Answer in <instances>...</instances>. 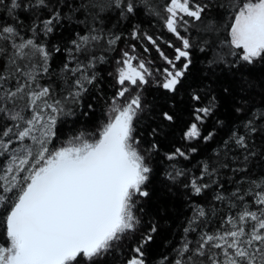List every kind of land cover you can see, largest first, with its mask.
Returning a JSON list of instances; mask_svg holds the SVG:
<instances>
[{"label":"snow or ice","instance_id":"obj_1","mask_svg":"<svg viewBox=\"0 0 264 264\" xmlns=\"http://www.w3.org/2000/svg\"><path fill=\"white\" fill-rule=\"evenodd\" d=\"M213 7L227 10L223 25L227 39L220 41L221 51L207 61L209 70L223 65L235 75L246 65L264 62V0H229L226 5L213 4L212 0H169L164 7L167 16L162 19L181 47L175 49L174 60L164 57L170 67L164 68L161 79L155 81L157 87L169 93L178 91L192 64L193 47L190 38L181 35V29L187 31ZM21 8L31 14L30 36L22 35L13 24L0 25V54L11 50L5 70L0 72V119L10 121L0 127V153L9 154V163L0 176V209L6 213L2 224L7 242L6 246L0 245V264H81V260L97 264L115 244L138 230L141 220L137 206L141 198L150 196V161L158 144L153 142L142 150L135 128V121L149 110L142 90L152 73L145 62L133 66L134 57L127 51L122 53L118 61L122 67L116 69L115 75L120 87L112 98L107 122L93 138L81 133L59 147L50 145L58 121L75 114L67 105L79 104L98 79L95 64L104 62L105 57L95 55L96 50L105 41L110 48L120 39L105 33V21L113 16L127 20L141 11L159 14L147 0H9L6 6L9 15ZM43 12L47 15L42 17ZM65 23L83 25V29L74 32L63 46L65 60L58 71H53L52 52L59 53L61 47L49 49L39 37L47 39ZM131 35L138 38L136 28ZM146 39L155 44L152 37ZM207 45L206 41L200 51H208ZM182 58V66L177 67L175 62ZM50 74L62 83L61 90L66 95L54 98L52 85L40 83ZM12 80L14 85H10ZM244 83L249 82L242 80ZM132 88L136 94L128 95ZM222 92L232 95L230 87H223ZM207 96L208 92L190 95L196 106L193 122L183 133L185 140L202 138L208 142L214 138L213 132L203 135L200 128L217 107L214 95L203 103ZM234 111L247 113L239 125L243 132L234 127L222 148L214 150L216 159L202 162L200 176L185 185L193 195L199 196L216 184L218 173L229 168L230 163L236 165L231 168L234 175L248 172L249 161L258 155L254 137L264 138V105L253 110L241 102ZM158 118L171 123L174 114L164 111ZM147 134L154 139L159 135V125ZM26 138L31 143H25ZM17 142V147H11ZM233 147L242 155L230 156ZM196 151L190 149L192 153ZM178 157L187 159L188 153L181 148L165 153L170 164L163 177L172 184L187 174L171 163ZM205 177L208 183L201 182ZM234 183L235 189L227 196L220 191L213 195L214 201H226L228 205L229 214L222 218L220 227L213 232L204 230L208 213L202 205L194 204L184 236L173 249L174 258L165 256L159 264H264V177L248 179L241 175ZM156 231L153 223L131 249L134 255L126 264H146L145 247ZM197 232L195 240L188 238Z\"/></svg>","mask_w":264,"mask_h":264},{"label":"trees","instance_id":"obj_2","mask_svg":"<svg viewBox=\"0 0 264 264\" xmlns=\"http://www.w3.org/2000/svg\"><path fill=\"white\" fill-rule=\"evenodd\" d=\"M18 2L26 3L27 0H18ZM147 2L151 9L159 15L141 11L127 20H120L113 16L105 21V33L110 32L119 36L120 39L110 48L105 41L96 50L95 55L105 57L104 62L98 61L95 64L94 70L98 79L90 86L89 92L84 95L79 104L69 103L67 105L75 114L63 117L58 121L55 127L56 135L50 145L52 148L59 147L64 141L78 134H91L105 123L107 120L106 109L117 91L112 64L118 56L120 48L132 45L145 54L157 67L163 65L160 53L168 58L173 57L174 48L179 47L180 42L174 34L167 31L162 19L165 14L164 7L169 0H147ZM193 2L205 3L206 0H193ZM212 2L213 4L226 5L229 0H212ZM8 3L9 0H3V3H0V25L13 24L17 26L22 35L30 36L31 33L28 29L32 23L31 14L25 13L21 8L17 9L13 15H9L6 10ZM46 15V12L41 14L42 17ZM227 18L226 9L213 7L204 14L201 21L193 22L187 31L181 29V35L189 37L193 45L190 49L192 64L176 93H169L157 87L156 84H149L144 88V101L149 110L142 113L135 121V128L136 134L141 140L140 146L143 149L149 148L153 142L158 144V151L152 153L150 161L153 168L147 187L150 196L141 198L137 206V216L141 220L138 230L115 244L113 250L98 260L97 264H126L127 259L134 255L131 249L136 246L140 237L148 231L153 223L157 225V231L153 234V240L145 247L146 264H159L165 256L170 259L174 258L173 249L184 236L183 229L187 226L188 218L193 214L192 207L194 204H200L206 209L208 216L204 230L213 232L220 227L222 218L229 214L227 202L214 201L213 195L220 191L227 196L235 189L234 181L240 180L241 175L248 179L264 177V138L254 137V148L258 155L249 161L248 172L234 175L231 168L236 165L230 163L229 168L221 169L218 173V182L206 189L201 195H193L190 187L185 188V185L193 177L200 176L203 161L216 159L214 150L222 148L223 141L228 138L234 127L238 128L241 133L243 132L239 125L246 118L247 113H236L235 107L241 102H246L253 110L264 105V62L251 66L246 65L240 68L235 75L223 65L209 70L207 61L214 53L221 51L220 41L227 39V31L223 27ZM134 28L139 33L138 38H133L131 35ZM82 29L83 25L65 23L63 28H56L55 32L47 39L43 35L39 37L40 41L47 43L49 49H53L55 46L61 47L59 53L52 52L50 63L53 71H58L65 60L66 52L63 46L73 37L74 32H79ZM146 36L152 37L155 44L146 39ZM206 41L208 42V51L201 52L200 48L205 46ZM10 51L8 49L7 52L0 54V72L5 70ZM223 51L226 52L227 49L225 48ZM242 80L249 83L242 84ZM40 83L52 85L55 89L54 98H61L66 95L61 90L62 83L51 74L42 77ZM14 84L15 80L10 81V85ZM223 87H230L232 95L225 96L222 92ZM193 92L202 95L208 92L203 103H207V100L213 95L217 97V107L214 113L200 125L203 135H207L209 132L214 133V138L208 142L203 141L202 138L189 141L183 137L187 125L193 122L192 111L196 104L189 99ZM89 104L92 105L91 109L88 108ZM164 111L174 114L173 122L170 123L158 118ZM82 113H87V115ZM217 121L223 123L217 124ZM7 123L10 121L0 119V127ZM158 125L159 135L153 139L147 133L151 128ZM24 142L31 143V140L26 138ZM18 143L11 147H17ZM176 148H181L188 153V157L187 159L178 157L176 161L171 163H174L177 168L185 170L187 174L176 184H172L163 177L164 171L169 168L170 164L165 159V153L172 152ZM191 148H196L197 151L192 153L190 152ZM8 155L0 153V176L3 175L2 170L9 163ZM231 155L240 156L242 153L233 147ZM216 178L213 177V179ZM201 182L208 183L209 180L205 177ZM244 188H247V184L244 185ZM246 199L248 198L246 197ZM211 208H214L215 212L209 211ZM4 215L6 213L0 209V245L6 246L5 228L2 224ZM197 235L198 232L191 233L188 238L195 240ZM81 264H84L83 260H81Z\"/></svg>","mask_w":264,"mask_h":264},{"label":"rangeland","instance_id":"obj_3","mask_svg":"<svg viewBox=\"0 0 264 264\" xmlns=\"http://www.w3.org/2000/svg\"><path fill=\"white\" fill-rule=\"evenodd\" d=\"M193 3H196V2H193ZM166 16H167V13L165 12L164 17H166ZM163 22H164V20H163ZM179 47H181V42L179 43ZM179 47H177V48H179ZM175 49L176 48H174V55H173V57H170V58L167 57L168 59H170V60H174L175 59V54H176L175 53ZM124 51H127L130 54V56L134 57V59L132 60L133 66H137L141 61H143V62H145L146 66L150 69V71L152 73V76L149 78V83L147 85H149V84H156L155 81L157 79H161V73H162L163 69L166 68V67H170V65L164 59V57H166L164 54L162 56L161 53H160V58L163 60V65H161L160 67H157V66H155L153 64V62L151 60H149L147 58V56L145 54L141 53L135 47H133L132 45H130V46L125 47V48H120L119 49L118 56L113 61V64H112V73L114 75V78H115V75H116V69L118 67H122L121 64H118V61H120L122 59V53ZM175 63L177 65V67H181L182 66V63H183V58H182L181 61H176ZM115 83H116V79H115ZM116 85H117V90H118L120 86L118 84H116ZM147 85H144L143 86V90H142L143 99H144V88ZM135 94H136V89L132 88V90L129 92L128 95H135ZM120 103H123V100H121ZM144 103H145V101H144ZM111 104H112V99H111V101H110V103H109V105H108V107L106 109L107 119H108V113H109L110 105ZM97 129H99V128H97ZM97 131L98 130H95V132H93L91 134H84V136H85V138L91 139V138H93V134L96 133ZM141 149L144 150L142 147H141ZM128 236H126V237H128Z\"/></svg>","mask_w":264,"mask_h":264},{"label":"bare ground","instance_id":"obj_4","mask_svg":"<svg viewBox=\"0 0 264 264\" xmlns=\"http://www.w3.org/2000/svg\"><path fill=\"white\" fill-rule=\"evenodd\" d=\"M108 120V119H107ZM107 120L105 121V123L107 122Z\"/></svg>","mask_w":264,"mask_h":264}]
</instances>
